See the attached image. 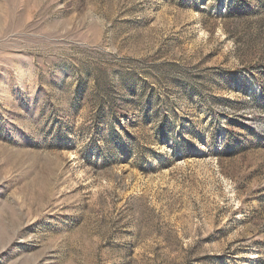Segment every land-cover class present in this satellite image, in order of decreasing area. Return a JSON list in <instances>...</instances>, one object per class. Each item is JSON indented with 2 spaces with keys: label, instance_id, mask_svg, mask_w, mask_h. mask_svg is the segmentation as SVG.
<instances>
[{
  "label": "rangeland",
  "instance_id": "obj_1",
  "mask_svg": "<svg viewBox=\"0 0 264 264\" xmlns=\"http://www.w3.org/2000/svg\"><path fill=\"white\" fill-rule=\"evenodd\" d=\"M0 264H264V0H0Z\"/></svg>",
  "mask_w": 264,
  "mask_h": 264
}]
</instances>
